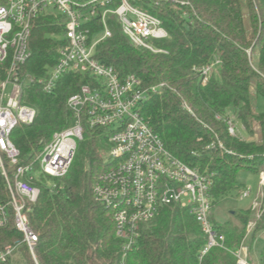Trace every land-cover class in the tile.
Listing matches in <instances>:
<instances>
[{"label": "trees", "instance_id": "trees-1", "mask_svg": "<svg viewBox=\"0 0 264 264\" xmlns=\"http://www.w3.org/2000/svg\"><path fill=\"white\" fill-rule=\"evenodd\" d=\"M4 0H0V5ZM132 4L156 17L167 33L152 44L161 53L133 45L114 16L107 18L111 37L100 42L94 59L111 67L122 79L134 76L146 97L141 118L158 135L175 159L211 178L212 208L228 196L246 189L242 174L264 170V113L255 111V100L264 98V0H134ZM245 14L247 24L245 22ZM66 18L57 14L37 17L31 26L30 58L23 74L43 76L54 65ZM218 62L205 83L199 70ZM5 65H0V80ZM92 79L65 74L50 94L36 84L25 86L22 103L32 107L35 119L17 126L11 141L19 152L17 165L35 163L53 134L71 125L67 99ZM219 117L220 119H217ZM234 118L246 138L228 133L225 120ZM238 126V125H237ZM111 130L88 128L82 120V140L66 176L54 179L37 174L30 183L39 190L34 204H26L29 229L37 237L34 259L6 207L0 226V253L12 255L0 264H119L121 242L115 236L112 214L97 203L92 187L108 167L106 153ZM7 171L12 169L7 166ZM264 200V193H263ZM10 201L0 174V203ZM251 210L237 211L239 222L211 221L224 236L227 250L239 247ZM264 230V210L256 220L250 244ZM206 236L177 204L163 205L142 224L139 237L125 264H236L225 249L212 248L204 256ZM250 249V247H249ZM15 256L16 259L11 258ZM257 264H264V245Z\"/></svg>", "mask_w": 264, "mask_h": 264}, {"label": "built area", "instance_id": "built-area-1", "mask_svg": "<svg viewBox=\"0 0 264 264\" xmlns=\"http://www.w3.org/2000/svg\"><path fill=\"white\" fill-rule=\"evenodd\" d=\"M132 2L134 0H4L0 5V65L6 66L4 78L0 80V174L10 196L7 205L0 203V226L5 222L6 207L11 206L14 226L23 235L34 259L37 237L29 229L24 210L26 204L36 202L39 190L30 183L37 174L54 179L67 175L77 143L82 140L84 120L90 129L111 130L105 158L108 167L93 185L92 195L112 214L115 236L121 242L119 264H125L127 255L134 250L140 226L151 221L161 206L169 204H177L192 216L206 236L201 256L212 248H221L235 258L236 264H252L246 242L256 222H248L237 249L227 250L223 246L224 236L211 221V178L175 159L141 118L139 107L146 92L141 89L140 81L134 76L121 79L111 67L94 59L96 46L111 37L107 25L110 16L116 17L122 33L133 45L153 53L163 52L152 44L167 38L160 21ZM50 13L66 18L56 61L43 76L23 74V67L30 58L28 41L32 22ZM217 65L215 61L198 71L202 83ZM65 74L92 79L89 85H83L67 99L71 125L53 134L34 164L17 165L19 152L10 139L11 134L17 126L32 124L36 115L32 107L22 103L25 86L36 84L45 94H50ZM225 123L228 133L236 136L234 118ZM6 166L12 173L9 174ZM263 193L264 170L258 174V191L250 207L256 210L255 219L264 210ZM250 194V189L246 188L239 199L244 200ZM12 251L7 248L1 252L0 263L6 262Z\"/></svg>", "mask_w": 264, "mask_h": 264}, {"label": "rangeland", "instance_id": "rangeland-1", "mask_svg": "<svg viewBox=\"0 0 264 264\" xmlns=\"http://www.w3.org/2000/svg\"><path fill=\"white\" fill-rule=\"evenodd\" d=\"M245 22L247 24L246 14H245ZM7 92H9V88ZM255 111L257 113H264V98H258L255 100ZM235 126L239 132V136L245 139L246 136L244 132L242 131V129L239 127V124H235ZM240 178L245 181L246 188L250 189L251 191L250 196L244 200H240L239 197L234 194V195H231V196H228L222 199L216 207L212 208V217L215 222L219 224L230 222L233 226L237 227L239 226V222L234 217V213H236L237 211H241V210L244 211V210L250 209V207L252 206L254 199H255V195L258 191V176L242 174ZM255 214H256V210L253 211L251 209V215H250L251 219L249 222H256L257 218L255 219ZM250 237L248 238L246 242V247L248 251L247 253L248 259L252 264H257L259 252L262 246L264 245V230L260 231L256 235L251 246H249ZM11 259L15 260L16 257L13 256Z\"/></svg>", "mask_w": 264, "mask_h": 264}]
</instances>
